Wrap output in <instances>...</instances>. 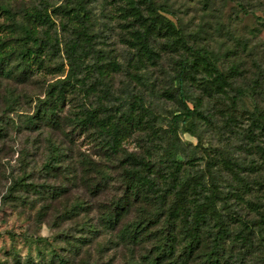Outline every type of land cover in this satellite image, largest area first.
I'll return each instance as SVG.
<instances>
[{"label": "rangeland", "instance_id": "rangeland-1", "mask_svg": "<svg viewBox=\"0 0 264 264\" xmlns=\"http://www.w3.org/2000/svg\"><path fill=\"white\" fill-rule=\"evenodd\" d=\"M72 1L10 0L18 19H22L26 8L47 13L49 18L44 16L36 24L38 33L42 38L51 35L52 42L60 44L41 62L28 58L26 73L0 74V126L5 128L0 158L7 177L0 178L8 186L12 174L16 176L27 170L30 174L29 178L25 177L27 181L45 188L49 184V189L57 193H49V196L47 192H23L20 203L16 198L3 203L1 195L6 190L4 185L1 187L0 264L12 263L9 251L14 243L23 263L27 258L39 261L38 247L45 253L50 252L49 241L61 247L59 251L66 253L71 260L69 264L139 261L140 253L128 250L116 232L105 231L99 226L102 224L99 209L109 206L125 190L122 173L130 164L124 159L129 154L160 162L155 173L156 189L166 191L167 198L173 199L182 183L205 169V154L199 143L211 151L213 171L222 178L219 182L226 203L223 206L225 217L234 215L237 218L233 219L229 232L232 237L238 235L239 229L257 215L264 200V127L255 125L251 129L249 126L254 106H264V0H155L168 9L169 12H161L183 31L186 44H172V36L162 30L156 34L150 48L140 44L143 23L128 5V0H88L86 20L93 37L81 49L83 62L78 76L65 85L66 100L59 114L63 119L62 129L73 135V150L60 164L61 173L52 175L42 169L49 142L51 139L57 144L68 143L65 136L60 130L31 127L22 120L35 112L47 85L68 75L64 46L73 38L74 27L79 23L56 7ZM139 6L147 15L145 5L139 2ZM8 22L0 12V25ZM10 37L8 30L0 31V39L9 40ZM188 45L211 50L213 68L201 63L185 82L188 104L197 112L193 119L180 121L175 133L165 134L163 130L169 128L172 116L180 110L179 101L170 89L178 84L174 78L176 60ZM214 68L224 71L235 85L245 89L236 104L232 100L235 92L216 79ZM10 93L18 98L17 113L10 112V106L5 105ZM134 94L143 97L152 115L132 107V132L122 139L113 158L95 147L88 132H80L66 123V116L72 119L74 113L83 109L96 110L102 115L104 108L120 114ZM223 153H228L236 164L225 163ZM72 155H87L93 165L85 169L77 159L76 167L71 170L68 164ZM99 167L108 171L109 182L91 193L80 178L88 177L86 184L89 181L90 186H94L100 178ZM199 185L201 187H189V202L204 195L205 191L199 189L205 190L207 186L205 183ZM77 199L84 202L82 210L74 215L56 216L59 213L56 208L61 209V203L69 205ZM132 202L136 207L146 206L143 202ZM161 222L159 220L158 225ZM90 223L101 230L99 234L88 231ZM164 229L162 226L157 230L163 234ZM213 231L210 229L209 235ZM62 233L70 235L69 245L60 236ZM259 234L249 259L254 264H264V230ZM12 235H16L15 241ZM72 244L81 248L77 250ZM229 245L232 242L226 239L225 247ZM145 248L148 250L150 246ZM138 251L143 254L145 249ZM229 258L237 262L235 257Z\"/></svg>", "mask_w": 264, "mask_h": 264}, {"label": "trees", "instance_id": "trees-1", "mask_svg": "<svg viewBox=\"0 0 264 264\" xmlns=\"http://www.w3.org/2000/svg\"><path fill=\"white\" fill-rule=\"evenodd\" d=\"M139 2L145 5L148 11L147 15L141 12ZM87 3L88 0H73L71 4L56 7V10L72 15L79 23L74 27L73 38L64 46V52L69 63L68 75L47 85L45 96L38 99L35 112L32 115L24 116L22 120L31 127H48L60 130L68 142L57 144L50 139L49 151L42 165V169L47 174L61 173L60 164L66 160L68 152L73 150V135L68 130L62 129L63 119L60 118L59 114L66 100L65 85L71 83L72 79L78 76L83 62L81 49L84 44H89L93 37L86 20L88 17ZM128 5L143 23V29L139 32L142 47L150 48L156 39V34L161 33L162 30L172 36V44H186L183 31L162 13L169 12L166 7L158 4L155 0H128ZM0 12L9 21L5 23L6 25H0V31L8 30L11 34L9 40L0 39V74L2 76L4 74L26 73L28 58L32 57L41 62L43 61L42 58L48 55L50 51L54 53L55 49L59 47L60 43L52 42L51 35L42 38L38 33L37 22L44 19V16L46 19L49 18L47 13L41 12V9L35 8L29 11L26 8L22 19H18L11 8L10 0H0ZM212 58L214 56L211 50L205 46L195 45H188L187 50L178 56L174 77L178 84L170 89V93L175 95L179 101L180 110L172 116L169 128L163 130L165 134L175 133L180 121H187L195 117L197 111L196 108H192L188 104L185 82L193 76L194 71L201 63L213 68ZM214 71L216 79L218 78L235 92L232 100L233 104H236L238 96L242 95L245 89L235 85L224 71L218 68H214ZM7 102L8 104L5 105L10 106V112L17 113L19 109L17 96L10 93ZM126 105L128 107L121 108L120 114L106 111L104 108L102 110L105 113L102 115L96 110L83 109L74 113L72 119L66 116L68 118L66 123L71 124V127H77L80 132H88L95 147L113 158L118 153L122 139L132 132V125L134 124L132 107L136 106L152 115V111L145 107L143 97L138 94L132 95ZM17 125L16 128H18ZM255 125L264 127V106H254L249 126L252 129ZM4 130L5 128L0 126V142L5 136ZM199 148L205 154L204 171L182 183L173 199L167 198L166 191L156 189L158 183L155 173L161 164L160 162L150 158L139 159L132 155L129 156V154L124 159L130 164L123 168L122 173L125 190L113 199L109 206L99 209L102 223L99 226L105 231L116 232L128 250H133L136 254L140 253L139 261L132 262V264H254L249 259H251V253L257 239L260 238L259 232L264 230V200L258 207L257 215L239 229L238 235L232 237L229 227L233 223V219L237 220V218L235 219L234 215L225 217L223 206L226 203L224 204L225 199L219 182L222 178L213 171L214 161L209 147L199 143ZM70 157L68 166L71 170L76 167L77 159H80L79 162L85 169L93 165L87 155H83V157L72 155ZM223 161L227 164H236L228 153H223ZM97 171L100 178L92 187L89 181L86 184L85 180L88 177H85L86 179L80 178L81 183L91 193L109 182L108 171L105 168L99 167ZM67 172L70 174V171ZM21 173L16 176L12 174L10 176L11 183L8 186H5V181L0 178V194L3 193V188H1L3 185L4 191L6 190V193L1 195L3 203L5 200H12V198H16L20 203L23 192L35 194H46L47 192L48 195L49 193H57L53 189H49V184L45 188L42 184L38 185L27 181L25 177L29 178L30 176L27 170ZM1 176L6 177L5 164L0 158ZM201 183H205L207 186L205 190L199 189L205 191V193L203 192L204 195L189 202L187 195L189 187L194 185L196 188ZM132 200L143 202L146 206L136 207V203ZM83 204L84 202L80 199L69 205L68 203L67 205L61 203L62 208H56V211H59L56 216L74 215L78 210L84 208ZM159 220H162L160 225H158ZM162 226L165 228L163 234L157 230ZM88 227V231L94 234H99L101 231L92 223L88 224ZM210 229L214 231L209 235ZM15 236L10 237L15 241ZM60 236L68 242V245L70 244L68 241L69 234L62 233ZM87 239L93 240L91 237ZM226 239H230L232 242V245L227 248L225 247ZM148 245L150 248L147 250L145 247ZM48 246L50 248L48 253L38 247L39 261L27 258L23 263L20 259V252L15 249L14 243L11 251H9L10 258L13 260L11 264H69L71 262L66 257V253L59 251L61 247L52 244L50 241ZM72 246L77 250L81 248L77 244H72ZM143 248L145 252L142 254L138 249ZM229 257H235L237 262ZM257 258L261 261V258Z\"/></svg>", "mask_w": 264, "mask_h": 264}]
</instances>
